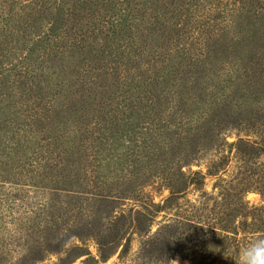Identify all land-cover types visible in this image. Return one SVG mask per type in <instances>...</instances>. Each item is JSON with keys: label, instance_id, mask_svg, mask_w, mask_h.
<instances>
[{"label": "trees", "instance_id": "1", "mask_svg": "<svg viewBox=\"0 0 264 264\" xmlns=\"http://www.w3.org/2000/svg\"><path fill=\"white\" fill-rule=\"evenodd\" d=\"M263 102L264 0H0V264L89 262L135 233L147 264H236L264 204L221 173L234 148L264 154L227 140L264 130ZM207 176L209 222L170 216Z\"/></svg>", "mask_w": 264, "mask_h": 264}, {"label": "rangeland", "instance_id": "2", "mask_svg": "<svg viewBox=\"0 0 264 264\" xmlns=\"http://www.w3.org/2000/svg\"><path fill=\"white\" fill-rule=\"evenodd\" d=\"M258 106L264 108V102L258 104ZM259 116L260 120L264 119L262 113L259 114ZM258 128L261 129H258L259 133L255 135H247L245 132L241 133L234 130L228 136L227 140L229 142H234L240 137H250L251 139L257 138L261 140L264 137V130L262 131L261 125H259ZM207 163L208 159L205 161V163H201V166H199V164H194L193 169L197 170L202 168L206 172L207 167L205 164ZM221 174L222 178L232 181L234 185L238 184L239 182H250L252 187L246 194V200L249 202V205L261 206L264 204V154L260 155L259 157L250 158L243 155L242 153H239L237 148H234L231 154V161L227 166L226 171ZM216 182V177L207 176L204 189L198 190L191 188L189 194L185 198L179 200V202L172 206V208L168 211L171 214L170 216H174V214L179 213L182 215L187 214L199 217L202 214L201 220H206V222H209L210 219L207 218L208 216L212 217V215H208V211L216 205V197L219 192L218 189H214V184ZM243 184L244 183H242L241 186H243ZM151 192L156 202H162V199L168 195V190H160L158 188L151 189ZM166 212L167 211H162L153 221V232L158 230V228L167 221V218H169V216L165 218ZM209 214L211 213L209 212ZM142 240L143 239L139 234H132L130 245L126 253H122V249L125 244L124 241L121 246L116 247L108 254L100 250V247L96 241L91 240L88 243V248L95 260L86 262L85 259L87 255H81L76 258H68V254H64L62 256H57L54 254L47 257V259H45L43 262H40L39 264H147L138 257ZM192 244L193 242H189L187 243L186 247L192 248ZM190 263L191 262L188 258H184L182 255H177L168 264Z\"/></svg>", "mask_w": 264, "mask_h": 264}, {"label": "clouds", "instance_id": "3", "mask_svg": "<svg viewBox=\"0 0 264 264\" xmlns=\"http://www.w3.org/2000/svg\"><path fill=\"white\" fill-rule=\"evenodd\" d=\"M224 254L235 259L236 264H264V235L255 237L243 247L227 245Z\"/></svg>", "mask_w": 264, "mask_h": 264}]
</instances>
